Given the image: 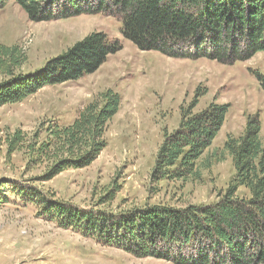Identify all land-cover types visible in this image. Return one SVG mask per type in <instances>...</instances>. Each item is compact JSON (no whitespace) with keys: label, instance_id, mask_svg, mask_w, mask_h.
<instances>
[{"label":"trees","instance_id":"obj_1","mask_svg":"<svg viewBox=\"0 0 264 264\" xmlns=\"http://www.w3.org/2000/svg\"><path fill=\"white\" fill-rule=\"evenodd\" d=\"M32 22L104 13L123 21L122 33L141 51L178 59L207 58L234 65L264 52V0H14ZM7 0H0V9ZM123 49L104 32H93L66 52L25 74L28 55L19 44H0V107L21 102L47 85L77 81L95 73ZM264 89V75H256ZM207 90H198L181 108L179 127L166 132L151 181L200 178L199 161L221 131L230 106L212 102L195 112ZM121 96L112 89L88 104L70 126L50 124L42 138L22 129L7 137L8 155L25 151L28 166L47 163L49 181L66 170L90 166L108 146L106 132L119 112ZM260 116H249L244 133L230 136L224 150L235 175L224 196L212 205H146L123 212L81 209L70 203L43 201L45 215L61 227L136 258L172 264H264V140ZM113 183L102 204L113 201ZM246 187L249 198L237 192Z\"/></svg>","mask_w":264,"mask_h":264},{"label":"rangeland","instance_id":"obj_2","mask_svg":"<svg viewBox=\"0 0 264 264\" xmlns=\"http://www.w3.org/2000/svg\"><path fill=\"white\" fill-rule=\"evenodd\" d=\"M122 29L120 17L104 13L32 22L14 0H7L0 9V44L24 48L25 74L40 70L93 32H104L123 45L95 73L44 86L21 102L0 107V264H172L153 257L136 258L61 227L45 215L43 201L109 212L146 205H212L224 196L236 173L232 156L224 150L227 139L240 137L248 117L258 114L264 140V89L256 77L264 75V52L234 65L207 58H171L139 50L124 38ZM109 89L120 94L121 105L105 135L108 146L90 166L43 181L47 163L29 167L25 151L8 155L9 134L22 129L32 138L40 130L44 138L50 124L70 126L84 107ZM204 89L207 93L195 112L214 101L230 109L199 161L200 178L152 183L166 132L179 127L181 108ZM115 182L119 188L115 199L102 204ZM237 195L251 197L246 187H240Z\"/></svg>","mask_w":264,"mask_h":264}]
</instances>
